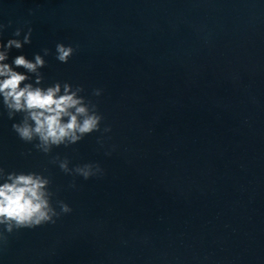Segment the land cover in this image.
<instances>
[{
	"label": "water",
	"instance_id": "obj_1",
	"mask_svg": "<svg viewBox=\"0 0 264 264\" xmlns=\"http://www.w3.org/2000/svg\"><path fill=\"white\" fill-rule=\"evenodd\" d=\"M0 24L4 44L32 29L6 63L43 56L40 86H82L104 117L45 155L0 97V167L44 174L72 208L10 235L0 264H264V0H0Z\"/></svg>",
	"mask_w": 264,
	"mask_h": 264
},
{
	"label": "clouds",
	"instance_id": "obj_2",
	"mask_svg": "<svg viewBox=\"0 0 264 264\" xmlns=\"http://www.w3.org/2000/svg\"><path fill=\"white\" fill-rule=\"evenodd\" d=\"M4 27L0 24V32ZM21 31L17 28L14 36L19 37ZM31 34L32 29L28 28L23 40L9 39L6 44L0 43V97L9 119L17 113L23 114L20 122L12 125L18 137L26 143L35 142V149L48 155L54 147H67L86 135L101 131L104 117L96 103L80 95L84 91L82 86L56 82L46 88L41 87L44 78L39 69L46 63L43 56L37 54L34 60H29L24 55H18L12 64L5 62L9 50L21 49L31 42ZM75 51L71 45L57 43L56 59L67 63ZM43 53L47 56L49 49H43ZM17 68H23L25 72L17 71ZM28 74L35 76L34 84L27 82L31 79ZM101 93V89L93 90L94 96ZM110 131V126L103 128V133ZM99 142L102 141L98 139ZM51 162L58 164L65 174L78 175L84 180L104 174L99 164L85 163L70 168V161L59 156ZM50 185L51 179L42 173L8 172L0 167V247L7 245L9 236L14 232L55 224L61 215L72 212L64 201L57 200L56 206L53 205L55 193ZM70 187L75 188V183Z\"/></svg>",
	"mask_w": 264,
	"mask_h": 264
}]
</instances>
